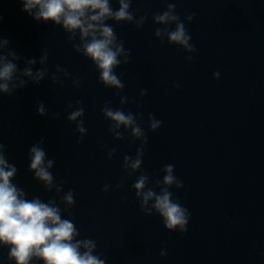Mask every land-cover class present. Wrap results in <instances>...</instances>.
<instances>
[{"label":"water","instance_id":"water-1","mask_svg":"<svg viewBox=\"0 0 264 264\" xmlns=\"http://www.w3.org/2000/svg\"><path fill=\"white\" fill-rule=\"evenodd\" d=\"M118 6L113 0L112 7ZM165 7L163 0H133L137 16L148 14L141 30L107 23L132 53L129 64L116 69L125 84L121 95L137 102L124 110L141 113L145 130L149 113L163 122L148 132L143 171L162 178L164 165L175 166L184 187L171 191L191 213L187 232H169L158 215L140 211L131 188L139 173L123 189L102 191L105 184L114 189L123 175V155L134 156L139 145L115 141L108 132L101 108L107 101L119 108V97L98 82L91 61L72 50L59 26L35 22L19 0H0V35L11 48L24 59H38L47 49L50 73L59 64L83 81L76 88L68 79L61 88L46 78L0 99V142L18 169L13 183L28 199L55 195L28 170L29 148L43 138L47 158L55 160L54 177L65 182V192H74L71 217L65 218L73 219L79 238L97 241L106 264H264V0H176L182 19L196 13L186 24L197 49L191 63L182 49L154 36L159 25L151 17ZM141 89L148 90L142 100ZM77 99L88 130L80 144L65 110ZM37 100L59 118L38 116ZM110 148L117 149L111 160ZM161 249L166 256L159 255ZM7 253L0 248V264H14Z\"/></svg>","mask_w":264,"mask_h":264},{"label":"clouds","instance_id":"clouds-1","mask_svg":"<svg viewBox=\"0 0 264 264\" xmlns=\"http://www.w3.org/2000/svg\"><path fill=\"white\" fill-rule=\"evenodd\" d=\"M115 2L119 5L117 9L112 7L113 0H19L21 11L35 22L59 26L66 34L67 43L72 50L91 61L99 74L98 82L106 89L115 90L113 94L119 97L120 107L114 108L112 102L107 101L101 108L113 140L139 142L134 156L123 155V175L114 189L111 184H105L102 191L107 193L123 189L127 179L139 173L131 188L135 192L140 211L145 216L158 215L167 231L184 234L188 230L191 213L178 199H173L171 189L175 187L179 190L184 187L183 181L174 174L175 166L164 165L160 169L162 178L156 174L149 175L142 168L145 147L149 141L148 132H156L163 122L149 113L148 129L145 130L141 113L124 110L127 104L137 102L121 95L125 84L117 75L116 69L129 64L132 53L131 49L125 48V42L118 38L114 27L107 23H128L141 30L148 20V14L137 16L139 10L131 9L133 0ZM163 2L165 10L151 17L152 23L159 25L155 28L154 36L162 44L166 41L169 45L182 49L187 54L185 61L191 63L197 49L191 42L192 35L186 24L193 22L196 13L186 14L182 19L176 9V0ZM2 22L3 16L0 15V23ZM22 60L23 68L19 67ZM48 61L47 49L42 50L38 59H24L10 47V41L0 35V99L5 95L12 96L29 84L38 86L46 78L53 85L59 84L61 88L68 79H71L74 87L82 86L81 79L72 76L59 64L50 73ZM37 64L39 67H36ZM213 78L220 79V72H214ZM173 87L179 88L180 85L174 82ZM147 95V89L140 90L141 100ZM82 104L83 101L77 99L74 103L69 102L65 109L68 111V122L75 125V132L79 135L77 144L83 142L88 132ZM36 112L38 116H50L52 119L60 116L58 112H50L41 100L36 101ZM44 142L41 138L29 148L28 170L34 174L33 178L43 186L46 193L55 192L47 201L39 196L28 199V193L13 183L18 169L15 164L9 163L6 146L0 142V248L8 249L7 260L14 264H33L34 261L42 264H106L102 254H97V241L79 238L81 233L73 219L65 218V214L71 217L70 210L75 205L74 192H65V182H57L51 171L55 160L47 158ZM116 154V148L106 151L109 160ZM122 202L126 203V198ZM159 255L166 256L167 249H161Z\"/></svg>","mask_w":264,"mask_h":264}]
</instances>
